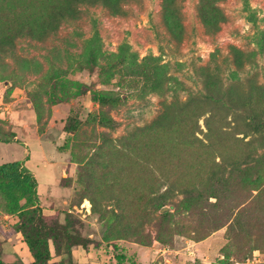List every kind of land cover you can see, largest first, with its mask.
Returning a JSON list of instances; mask_svg holds the SVG:
<instances>
[{
    "label": "rangeland",
    "instance_id": "374dc122",
    "mask_svg": "<svg viewBox=\"0 0 264 264\" xmlns=\"http://www.w3.org/2000/svg\"><path fill=\"white\" fill-rule=\"evenodd\" d=\"M64 1L0 0V28L23 32L0 45V165L19 161L35 179L0 175L2 262L32 261L18 224L33 197L60 224L70 214L68 231L87 243L69 256L50 244L52 264H115L121 253L125 264H264V133L245 118L264 116V96L248 85L241 116L207 132L224 106L203 83L208 70L233 79L232 47L254 52L246 69L264 83V0H222L214 33L198 0H179L180 25L165 24L162 0L126 3L121 15L83 6L40 38ZM162 114L168 124L152 125Z\"/></svg>",
    "mask_w": 264,
    "mask_h": 264
},
{
    "label": "trees",
    "instance_id": "16d2710c",
    "mask_svg": "<svg viewBox=\"0 0 264 264\" xmlns=\"http://www.w3.org/2000/svg\"><path fill=\"white\" fill-rule=\"evenodd\" d=\"M132 1L135 0H65L63 3L55 4L47 16L42 33L43 37L40 38L43 39L52 33L55 34L62 23L79 19L83 6H101L113 15H121L124 12L123 5ZM221 1L198 0L197 14L208 33L216 32L219 24L226 19L221 8L218 6ZM161 10L162 19L165 24L180 25L181 13L179 0H162ZM24 30L29 32L31 28L25 26ZM180 31L181 28L177 32L179 33ZM33 32L29 34L33 35ZM21 34H23L21 30L20 34H11L6 32L5 28H0V45H13L15 38ZM87 45H92L90 57L91 62L94 63L96 60L94 45H97L95 36L87 40ZM229 58L234 74L231 81L224 84L219 70H208V73L204 74L203 83L207 86V89H211L208 90L204 98H207L210 102H219L224 106L223 115L211 112L205 118L207 132L212 131L217 124H222V122L226 121L229 115L231 116L230 121L240 117L241 114L238 112V107L244 106V100L248 99V91L250 89L259 91L264 96V83L258 81V73L252 72L248 74L249 70L246 69V65L252 66L256 62L254 52L232 47L229 52ZM248 85L250 88L248 87L249 90L246 91ZM200 93L189 97V106L194 98L201 95ZM92 98L99 103H106L110 100L103 94H93ZM188 100L183 104L188 103ZM163 118L164 115L162 114V116L152 121V125L159 126L168 124L169 121H166L168 117ZM245 118L247 120V126L252 131L255 133H264V116L262 114L251 113L250 115H246ZM100 121L103 124H111L110 119H105L104 117ZM67 128L68 130H72L75 128V125L69 124ZM10 173H15L23 179L30 180L31 183L35 181L34 177L30 174V170L19 161L0 165V175L7 177ZM35 201L36 199L33 197L25 201L24 206L20 210L18 224V231L21 233L22 240L32 258L30 264H52L49 262L50 244H52L53 249L58 254L64 253L67 256L70 255L71 247L74 245L85 246L87 244L86 240H79L75 234L68 231V228L71 226L68 224L71 222L70 214L65 217L66 223L60 224L56 219L44 215ZM125 261L126 255L121 253L115 256V264H125ZM0 264H4L1 259Z\"/></svg>",
    "mask_w": 264,
    "mask_h": 264
},
{
    "label": "crops",
    "instance_id": "0c3cea01",
    "mask_svg": "<svg viewBox=\"0 0 264 264\" xmlns=\"http://www.w3.org/2000/svg\"><path fill=\"white\" fill-rule=\"evenodd\" d=\"M131 250H133V252L135 251L136 252V258H135V261L137 262V263H139L140 262V260H141V255H140V251H139V249H136V248H131Z\"/></svg>",
    "mask_w": 264,
    "mask_h": 264
},
{
    "label": "water",
    "instance_id": "95a60500",
    "mask_svg": "<svg viewBox=\"0 0 264 264\" xmlns=\"http://www.w3.org/2000/svg\"><path fill=\"white\" fill-rule=\"evenodd\" d=\"M165 210H166V208L164 207V208L161 209V212H164Z\"/></svg>",
    "mask_w": 264,
    "mask_h": 264
}]
</instances>
